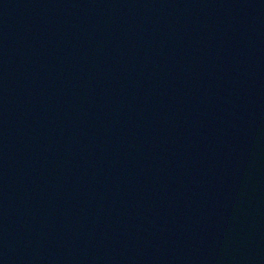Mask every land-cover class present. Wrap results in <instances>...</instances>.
<instances>
[{
  "label": "water",
  "instance_id": "95a60500",
  "mask_svg": "<svg viewBox=\"0 0 264 264\" xmlns=\"http://www.w3.org/2000/svg\"><path fill=\"white\" fill-rule=\"evenodd\" d=\"M264 123V0H0V264H166Z\"/></svg>",
  "mask_w": 264,
  "mask_h": 264
}]
</instances>
